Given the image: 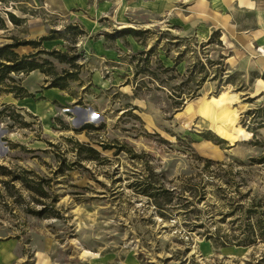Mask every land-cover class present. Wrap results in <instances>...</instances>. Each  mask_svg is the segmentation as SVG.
<instances>
[{"label": "rangeland", "instance_id": "obj_1", "mask_svg": "<svg viewBox=\"0 0 264 264\" xmlns=\"http://www.w3.org/2000/svg\"><path fill=\"white\" fill-rule=\"evenodd\" d=\"M112 2L95 8L110 17L99 36L122 50L102 65L89 47L98 35L72 14L0 4V47L53 31L59 39L38 50L75 60L38 58L53 76L75 74L63 91L78 97L49 119V103L34 104L36 117L0 94V264H264V81L232 68L215 41L125 18V3ZM94 68L106 89L93 86ZM28 75L11 74L21 85ZM20 177L45 180L48 198L11 181Z\"/></svg>", "mask_w": 264, "mask_h": 264}, {"label": "crops", "instance_id": "obj_2", "mask_svg": "<svg viewBox=\"0 0 264 264\" xmlns=\"http://www.w3.org/2000/svg\"><path fill=\"white\" fill-rule=\"evenodd\" d=\"M103 1L112 2V0H9V3L14 7L17 5L33 7L39 4L52 14L67 16L72 14V19L84 27L88 37L92 34L98 35L96 39L90 40L89 46L93 54L98 56V62L101 65L119 64L118 53L122 49L116 46L117 42H106L99 36L106 28L98 21L102 18H110L97 17L95 13L98 3ZM117 1H122L127 6L125 18L126 15L134 16L140 20L139 22H153L158 27L161 25L169 27L179 36L192 37L196 42H205L206 46H212L215 41L220 47V55L226 61L237 59L232 68L239 73L251 74L264 81V0ZM124 41L130 46L129 50L135 51L137 44L131 36H126ZM45 80L39 71L30 72L22 86L33 95L34 99L14 98L11 94H6L1 103L15 105L36 117L39 115L31 110L34 104L49 103L54 109L49 119L58 115L62 106L76 103L78 97L58 88L40 89ZM91 81L93 86L101 90L106 89L108 83L102 78L101 70L96 68L91 73Z\"/></svg>", "mask_w": 264, "mask_h": 264}, {"label": "trees", "instance_id": "obj_3", "mask_svg": "<svg viewBox=\"0 0 264 264\" xmlns=\"http://www.w3.org/2000/svg\"><path fill=\"white\" fill-rule=\"evenodd\" d=\"M9 2V0H0V4H6ZM7 19L10 23L14 25H18V18H14L10 12H5ZM0 23L3 24L4 20L0 18ZM75 28V27H74ZM74 28H69L72 30H75ZM126 34L137 36L140 34V32H137L136 30L132 29H125L123 30ZM50 32L48 36L41 37L38 41H26V42H13L11 44H5L2 47H0V94H11L14 98H24V97H32L31 94H29L26 89L19 83V81L15 80L11 74H25L28 75L30 72L38 70L39 72L45 74L50 79V87L52 88H58L61 90H65L66 84L68 80H74L75 74L69 73L68 71L64 70L62 71L61 75L53 76L51 72V62H49L46 59L39 60L40 55H46L50 57H54L59 62H66L68 64H72L75 60L74 57L69 58L66 54L60 53L59 51H45V50H38V47L41 45L43 41L48 40H55L59 39L58 37H55ZM20 45L24 46H31L35 51L19 55L14 51L17 47ZM22 49V48H21ZM152 49L149 50L151 52ZM47 67V68H46ZM165 71L169 70V68H164ZM89 128L88 124H85L81 128V130ZM246 136V131L239 135L238 139H243V137ZM208 140V139H205ZM211 141V140H208ZM76 147H78V150H86L88 151V155L83 158L85 160L94 161L98 158L99 154L98 152L91 148L90 146L86 144H77L75 143ZM79 160L82 159L78 155ZM28 174L29 172H24ZM10 172H6V176H8ZM20 181L23 187H25L28 191L35 194L36 196L40 198H48L47 192L44 190L43 184L45 180H39L38 182H32L34 183L33 186L30 185V181H27L25 178H11V181L17 180ZM5 184V183H4ZM51 202L55 203V200H52ZM47 210H42L35 215L42 216L45 215ZM259 229H263L262 227ZM264 230H262L259 233L260 239H264Z\"/></svg>", "mask_w": 264, "mask_h": 264}]
</instances>
